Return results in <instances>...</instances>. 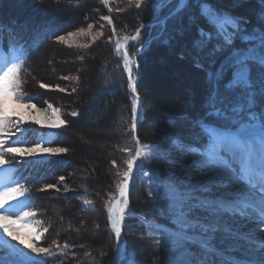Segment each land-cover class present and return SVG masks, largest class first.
I'll return each instance as SVG.
<instances>
[{"label": "trees", "instance_id": "1", "mask_svg": "<svg viewBox=\"0 0 264 264\" xmlns=\"http://www.w3.org/2000/svg\"><path fill=\"white\" fill-rule=\"evenodd\" d=\"M212 2L248 19L249 27L257 23V12L261 8L258 0H242L239 6H234L232 0ZM156 4L150 2L143 10L131 7L126 13L116 15L113 25L117 34L112 36L110 27H101L100 19L107 14L108 7L112 9L110 4L105 6L97 0H78V4L77 0L72 3L69 0H0L2 45L6 50H16L19 58L25 60L19 94L37 108L48 104L59 108L61 118L66 121L65 126L54 131L46 146L64 147L68 151L53 155L44 164L24 173V186L29 189L26 194L29 210L36 213L31 219L42 233L39 246L52 247L55 253L44 257V264H113L115 242L108 228L105 205L110 197L118 194L122 176L117 173L126 170L129 152L121 149H131L134 155L133 137L141 144L162 146L174 134L194 135L187 121L198 114L207 92L206 71L197 67V62H202L205 68L211 67L213 50L224 41L221 37L205 36L201 44L200 26L207 29L208 25L203 20L197 21L192 13L185 14L182 21L169 20L167 31H162L160 24L141 30V42L146 40L147 43L146 50L137 58L136 89L142 116L135 134L131 129L133 98L113 40L130 37L141 24H152L167 15L169 11ZM89 25L102 33L94 43L88 41L93 36L90 33L89 37L85 34L79 46L59 42L60 36L87 30ZM84 44L87 47H83ZM219 59L217 56V63ZM41 83L49 87L41 88ZM57 85L66 91L61 92ZM172 87L183 90L176 101H169L167 91ZM156 92L161 97L160 105L155 99ZM72 112L78 115L72 116ZM159 132L162 133L156 137ZM79 134L84 135L83 142L77 137ZM60 176L65 177L63 184ZM48 184L63 190L61 196L55 195L56 206L62 208L61 214L70 231L71 224L86 222L84 213L95 210L98 217L91 222V228L93 231L102 228L99 237L88 238L86 234L69 233V230L53 236L59 228L57 212H46L44 206L49 202V195L41 190ZM65 186L71 190L65 191ZM86 200L93 203L87 204ZM128 204L129 209L149 221L169 223L171 209L167 202L151 198L140 173L130 186ZM145 229L125 225V255L134 257L136 264H166L161 250L143 237ZM54 241L61 247L67 243L69 248L57 254ZM80 244L88 253L82 251V255L77 256L74 250ZM92 249L99 253L96 263L86 259L91 258Z\"/></svg>", "mask_w": 264, "mask_h": 264}, {"label": "snow or ice", "instance_id": "2", "mask_svg": "<svg viewBox=\"0 0 264 264\" xmlns=\"http://www.w3.org/2000/svg\"><path fill=\"white\" fill-rule=\"evenodd\" d=\"M109 2L101 0L105 6ZM241 3L242 0H232L234 6ZM258 3L261 8L257 12V23L249 27L248 19L217 7L212 0H159L157 7L160 9L174 5L158 21L162 31H167L169 20L182 21L185 14L192 13L197 21L203 20L208 25L207 29L200 26L201 44L205 36L209 39L226 36L227 39L213 50L211 67L205 68L202 62H197V67L206 71L207 92L198 114L187 121L194 135L174 134L162 146L141 144L133 137L136 143L134 155L131 149H121L129 152L126 170L117 173L122 176L117 186L118 197H110L105 205L118 244L122 242L128 182L133 168L138 166V161L166 162L179 151L186 157L182 180L161 179V187L153 193L157 199L166 198L171 202L175 231L170 239L163 242L157 239L154 243L172 253L170 264H264V0H258ZM127 4L129 8L143 10L150 5V0H127ZM111 11L113 9L109 8ZM100 19L113 25L110 16L102 15ZM143 27L141 24L134 35L125 36L123 41H141ZM91 29L92 25H89L87 33L80 29L69 33L67 38L60 36L59 40L67 42L74 36L90 33ZM112 32L117 34L114 25ZM143 47L140 44L136 49L137 55ZM116 51L123 56L128 86L134 96L131 117L134 132L139 106L133 71L135 60L129 58L126 49L122 50L121 40L116 41ZM24 63L14 50L0 52V234L28 249V253L11 245L9 240H0V251L7 249L5 255H0V264H44L43 258L54 254L52 247H39L33 243L42 233L23 230L36 213L23 211L13 203L26 198L29 191L14 178L17 169L11 167L13 158L68 151L64 147L46 146L50 141L43 137L36 141L28 139V133L34 130L24 128L26 122L57 129L65 126L66 121L61 118L60 109L52 104L47 105V109H51L49 114L47 109L42 111L18 94ZM40 87L49 86L41 83ZM59 90L66 91L64 88ZM112 163L115 167V161ZM64 180V176L59 177L61 184ZM52 188L61 190L56 185H45V189ZM64 190L71 189L65 186ZM85 203L93 202L86 200ZM53 243L57 254H63L69 248L67 243L62 247ZM126 251V248L121 251L122 257ZM126 259L127 264H136L134 257Z\"/></svg>", "mask_w": 264, "mask_h": 264}, {"label": "rangeland", "instance_id": "3", "mask_svg": "<svg viewBox=\"0 0 264 264\" xmlns=\"http://www.w3.org/2000/svg\"><path fill=\"white\" fill-rule=\"evenodd\" d=\"M97 1L101 2V0H97ZM150 2L158 4L159 0H150ZM101 4H103V3H101ZM109 4L111 5L113 11L109 12V8L110 7H108V12H107L106 15L110 16L112 21L116 17V15H120L122 13H126L129 10L128 4H127V0H110ZM149 6H145L144 8L149 7ZM173 6L174 5L170 4L167 7H164L163 10L170 11ZM118 9H126V11L125 10L124 11H119ZM101 22H102L103 27L104 26L105 27L106 26L110 27V33L113 34V32H112L113 25H109L108 22L104 21V20H101ZM157 24H159L158 21H156V22H154L152 24L151 23H146V24H143L144 25L143 28H144V30L150 29L151 27L156 26ZM143 28H141V30ZM87 30H86V33H87ZM101 32H102V30H101ZM90 34L93 35L91 37V40H88V41H91V43H94L95 41H97L101 37L100 36L101 35L100 32H98V31H96L94 29H91ZM90 34H88L87 37H89ZM146 34L148 35L149 31H147ZM112 36H114V35H112ZM64 37L67 38L68 34L65 35ZM84 37H85V35H77V36L72 37L71 39H68L67 42H63L62 43V42H60V40H59V42L64 44V45L79 46V45H81V41H82V39ZM117 40L123 41V38H121V39L114 38L113 43H114V49H115L116 57L123 64V70L125 71L124 62H123L122 56L117 54V51H116V41ZM140 42L141 41L137 42V41L132 40L124 48V49H126L128 51L129 58H133L134 57L135 64L133 65V71H134L135 79H137V71H138V67L136 66L137 65V58L140 57L139 56L140 54H138V55L136 54V49L138 47H140V44H143L144 47L139 52L142 55L143 52L147 48L146 40L142 41L141 43ZM131 49H132V51H131ZM123 75H124V73H123ZM125 75H126V77H128L126 72H125ZM181 89L182 88H180V87L169 88L168 91H167V92H169V98H170L169 101H176V99L181 97L182 93H183V90H181ZM18 94H19V92H18ZM155 99L158 101V103L160 105L161 97L159 96L158 92L155 93ZM39 109H41L43 111V110L47 109V107L39 108ZM47 110H48V113L50 114L51 113V109H47ZM23 127L26 128V129H33L34 130V131H31V132L28 133V139H30L32 141L40 140L41 137H43L46 141H48L53 136L54 131L59 129V128H57V129L42 128V127H40L38 125L32 124L30 121L26 122L23 125ZM161 133L162 132H159V134L157 133L156 137L159 136ZM134 134H135V132H134ZM77 137L79 138V140H81L83 142L84 135L79 134ZM51 156H53V155L44 154V155H39V156H36V157H29V158H22V157L13 158V163H12L11 167H14L15 169H17V171L13 173L14 178L20 183L21 181H20L19 171L21 169H24L25 167H28V166H30V167L36 166L40 161H45L48 158H50ZM185 162H186V157L179 151H177L174 154H172L166 162H160L159 160H156V159H150L148 161H143V164L138 169L137 173H140V179L146 184L148 192H149V194H150L152 199L157 200V201H166L168 206H169V208H170V203L171 202L168 199H166V198L157 199L156 196L153 195V193H155L161 187V179H166V180H171V181H180V180H182V170H183V167L185 166ZM137 173L135 174V176L137 175ZM145 173H148V175L146 176ZM135 176L133 177L132 181L129 183L128 190L130 189V186L134 182ZM43 189H44L45 193L47 194V196L49 195V197H48L49 200L47 199L49 202H47V204L44 206L45 209H46V212H51V211L52 212H57L56 221L59 222L58 223L59 224V228H58L57 231L52 233L53 236H55V233H61L64 230H66V231L69 230L70 231L68 222L66 221V219L61 214V212H62L61 209L62 208L59 207V206H56L58 203L56 202L57 201V197L55 195L61 196L62 193H63V190L61 189L58 192V191L55 190V188H52V189L43 188ZM13 203H17L19 209H21L23 211H27L26 210L27 204H26L24 198H20L19 202H13ZM127 209L131 213H133L134 216L133 217H129V218H125L123 228L125 227V225L135 226V227H139V228L140 227L146 228L145 231H143V237L145 239H147L152 244V246L155 249H160L161 250L160 252L163 254L164 259H166V261H167L166 264H170V261L172 260V253H170L169 251H166L164 247L156 245L154 243V241L157 240V239H160L163 242L164 240L171 238L172 233L175 231V225L172 222V213L170 212V216H169V219H168L169 223L166 225V224H162V223L149 221L146 218H144L143 216L136 214L133 210L129 209V204L127 206ZM97 217L98 216H97V213L95 212V210L89 211L87 213H84V218H85L86 222H83V224H78V223L71 224L72 231H70L69 233H76V234L77 233H79V234L83 233L84 235L86 234V237H88V238L89 237H94V238L99 237L98 236V232H101L102 228L100 227V229H98L97 231H93L92 228H91V224H92L91 222L96 221ZM108 217H109V212H108ZM140 218L144 219L145 222H147V225L145 223L141 222ZM109 222L110 221L108 219V228H109V231L111 232L112 228L110 230ZM28 229H32V230L35 231V233L41 234L39 232V230H38L37 224L32 221L31 217L29 218V222H28V224L25 226V228L23 230L27 231ZM111 234L113 235L114 242H115V249H114V260H115V253H116V249H117V241L115 239V234H114L113 231L111 232ZM41 236H42V234L40 235L39 240L33 241V243H35L37 246H39V243L41 241ZM122 239H124L123 232H122ZM0 240H9V238L3 236L2 234H0ZM122 242H123V240H122ZM124 242H125V240H124ZM9 243L11 245L15 246V247L21 248L25 253H28V249H24L22 245H18L16 243V241H10L9 240ZM77 247L78 248H76L74 250V251L77 252V254H78L77 256L82 255V251H83L84 254H85L86 251H88L87 249H83L82 248V244H80ZM90 251H91V255L90 256H91L92 259L89 258V257L86 258V259H89L90 263L91 262L92 263H96V259L95 258L98 256L99 253L97 252V250H93V249L90 250ZM6 252H7V249H4L3 251H0V255H5ZM53 253H54V251H53ZM87 253L88 252H86V254ZM32 255H34V254H32ZM54 255H55V253H54ZM128 256H130V255H127V256L125 255V257H123L120 260L119 264H121V263L122 264H127L126 257H128ZM36 259L39 260V259H42V258L41 257H36ZM115 263H116V260H115Z\"/></svg>", "mask_w": 264, "mask_h": 264}, {"label": "bare ground", "instance_id": "4", "mask_svg": "<svg viewBox=\"0 0 264 264\" xmlns=\"http://www.w3.org/2000/svg\"><path fill=\"white\" fill-rule=\"evenodd\" d=\"M122 56V55H121ZM122 59H123V56H122ZM123 62H124V59H123ZM125 72H126V74H127V76H128V73H127V71L125 70ZM137 81V79H135V82ZM134 98V97H133ZM139 106H138V118H139ZM135 176V175H134ZM132 181V179H130L129 180V182H128V185H129V183ZM128 192H129V190H128ZM128 196V195H127ZM128 206V205H127ZM126 216H125V218H129V217H133L134 215H133V213H131L128 209H126ZM140 221L141 222H143V223H145L146 225H147V222H145V220L144 219H141L140 218ZM171 227V226H170ZM123 250V246H122V242L121 243H117V249H116V253H115V260H116V263L117 264H119V262H120V260L123 258L122 256H121V251Z\"/></svg>", "mask_w": 264, "mask_h": 264}, {"label": "water", "instance_id": "5", "mask_svg": "<svg viewBox=\"0 0 264 264\" xmlns=\"http://www.w3.org/2000/svg\"><path fill=\"white\" fill-rule=\"evenodd\" d=\"M132 40H127L126 42H124L123 44H122V48L125 46V45H127L129 42H131ZM123 73H124V75H125V71L123 70ZM125 77H126V75H125ZM127 78V80H128V77H126ZM130 89V88H129ZM130 92H131V89H130ZM131 94H132V96H133V93L131 92ZM134 97V96H133ZM139 118L136 120V129H137V124H138V122L141 120V109H140V106H139ZM136 129H135V131L134 132H136ZM142 164H143V162H141V161H138L137 162V165L138 166H135L134 168H133V172H132V175H131V179H133V177H134V175L137 173V171H138V169L142 166ZM127 195H128V193H127ZM118 197V196H117ZM109 227H110V230H111V225H110V222H109ZM111 232H112V230H111ZM124 246V245H123ZM114 264H116L115 263V261H114Z\"/></svg>", "mask_w": 264, "mask_h": 264}]
</instances>
